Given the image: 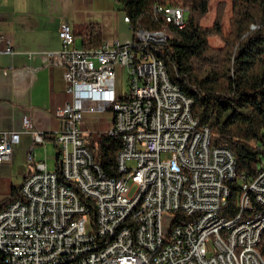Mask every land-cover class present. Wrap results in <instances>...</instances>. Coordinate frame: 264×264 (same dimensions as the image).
<instances>
[{
  "label": "built area",
  "instance_id": "1",
  "mask_svg": "<svg viewBox=\"0 0 264 264\" xmlns=\"http://www.w3.org/2000/svg\"><path fill=\"white\" fill-rule=\"evenodd\" d=\"M158 12L183 26L185 10L167 6ZM134 34L137 43L104 40L97 49H84L75 45L69 25L60 27V50L47 56L65 84V103L55 111L61 127L44 135L33 130L29 116L21 120L31 145L20 198L0 210L2 264H264L255 247L264 166L253 179L226 184L236 162L227 149L211 144L209 129L203 126L198 139L185 142V134L195 132L185 126V118L193 117L185 114L191 102L147 48L164 46V35ZM2 45L0 56L13 55L0 32ZM133 67H142V77L133 75ZM124 75L128 88L122 93ZM142 90L150 91V100L142 99ZM149 102H156L155 114H148ZM105 114L104 134H119L121 143L116 177L93 163L80 136L85 116ZM166 123H174V130L165 131ZM47 139L57 149L52 172L36 159L35 147ZM18 145L19 133H0V165L10 162ZM225 188H234L233 206L225 201ZM131 202H139L138 212H130ZM217 208H225L222 221H214ZM243 215H250V224L237 228ZM172 217H179L180 226L164 254L152 257ZM226 219H233L232 230L223 229ZM108 231H118V238L107 239ZM251 253H258V261H251Z\"/></svg>",
  "mask_w": 264,
  "mask_h": 264
},
{
  "label": "trees",
  "instance_id": "2",
  "mask_svg": "<svg viewBox=\"0 0 264 264\" xmlns=\"http://www.w3.org/2000/svg\"><path fill=\"white\" fill-rule=\"evenodd\" d=\"M113 2L133 33L164 35V46L151 45L148 50L164 65L169 82L192 102V116L199 128L209 129L211 144L233 155L236 177L255 178L264 166V0H232L226 35L222 31L224 2L217 3L213 24L207 27L202 21L211 0ZM172 4L187 9L183 26L168 22L158 12ZM73 36L82 38L84 49H97L101 44L97 23H86ZM212 39L220 40L221 45L214 46ZM85 147L105 176L116 177L119 136L101 133ZM230 190L227 201L233 206L234 188ZM19 191L20 186H12L10 196L0 200V210L19 199ZM262 213L264 216V210ZM262 244L264 256V238ZM2 261L0 253V264Z\"/></svg>",
  "mask_w": 264,
  "mask_h": 264
},
{
  "label": "crops",
  "instance_id": "3",
  "mask_svg": "<svg viewBox=\"0 0 264 264\" xmlns=\"http://www.w3.org/2000/svg\"><path fill=\"white\" fill-rule=\"evenodd\" d=\"M123 19L113 0H0V32L14 52L0 56V133H19L10 162L0 165V200L9 197L11 187L20 186L27 173L31 140L22 133V118L29 116L33 130L44 135L61 127L55 111L65 103V84L62 70L47 56L60 50V27L67 24L77 33L86 23H97L101 42L126 45L134 36L127 33ZM9 67L13 71L3 75Z\"/></svg>",
  "mask_w": 264,
  "mask_h": 264
},
{
  "label": "bare ground",
  "instance_id": "4",
  "mask_svg": "<svg viewBox=\"0 0 264 264\" xmlns=\"http://www.w3.org/2000/svg\"><path fill=\"white\" fill-rule=\"evenodd\" d=\"M124 23L128 25L127 18L123 19ZM174 24L178 27L179 25L174 22ZM159 62V61H158ZM161 64V63H160ZM162 65V64H161ZM133 75L135 77H142V67H133ZM170 83V82H169ZM184 96V95H183ZM189 102H191L188 98L184 96ZM142 99L143 100H150V91L149 90H142ZM192 102L187 103L185 106V114L192 115L191 112ZM156 113V102H149L148 103V114H155ZM185 126L186 127H195V132H191V134H185V142H193V139H198V134H202V128L196 126V121L193 117H186L185 118ZM174 130V123H166L165 124V131H172ZM119 136V134H114ZM208 139H210V135L208 132ZM237 179L235 168H231V171L226 176V184L232 185V183ZM231 188H225V201H227L230 197ZM139 209V202H131L130 203V212H138ZM264 210V206H260V213L259 215V224L255 230V247L261 251V245H263V238H264V216L262 211ZM225 215V208H217L214 212V221H222ZM248 215H243L242 221H237V228H244V225L250 224V219L247 218ZM180 226V219L179 217H174L173 221L170 224L169 230L167 233L162 231L161 236L159 237V242L156 243L154 248L152 249V257H160L166 251V245L172 241L174 233H176L177 229ZM233 226V219H226L223 221V229L225 230H232ZM118 238V231H108L107 232V239H117ZM263 248V247H262ZM251 261H258V253H251Z\"/></svg>",
  "mask_w": 264,
  "mask_h": 264
},
{
  "label": "rangeland",
  "instance_id": "5",
  "mask_svg": "<svg viewBox=\"0 0 264 264\" xmlns=\"http://www.w3.org/2000/svg\"><path fill=\"white\" fill-rule=\"evenodd\" d=\"M218 2H224L226 9L223 15V23H222V31L223 34H227L228 32V25L227 20L231 13V4L232 0H211L210 6H209V12L206 16V18L202 21L203 26H212L215 13H216V7ZM169 7L173 8H181L185 11L187 9L183 8L179 4H172ZM124 14L121 13V17L123 18ZM127 33L132 34L134 36L135 34L130 30L129 26L127 29ZM82 41L81 37L75 38V45L80 46ZM211 43L218 47L221 45V41L218 39H212ZM124 45V44H123ZM118 87L122 93H125L127 91V83H126V76L124 75L119 79ZM109 123V114H105L103 116H85L84 122L80 125L81 134L80 136L85 139L86 142H88L89 139H98L101 133H104V131L107 129V124ZM56 154L57 149L55 148V145L53 142L47 141L46 146H37L36 147V159L38 161H45L47 169L52 172L55 169V162H56ZM130 166H134V163H130ZM247 218L250 219V215L247 216ZM174 217H172L171 220H168L167 226L163 229L165 233L168 232L171 222L173 221Z\"/></svg>",
  "mask_w": 264,
  "mask_h": 264
}]
</instances>
